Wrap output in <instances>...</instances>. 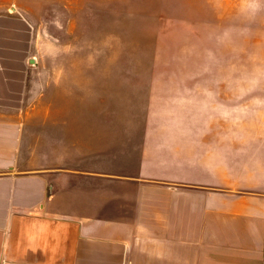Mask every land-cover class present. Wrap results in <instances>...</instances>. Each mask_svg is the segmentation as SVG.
<instances>
[{"label": "crops", "instance_id": "0c3cea01", "mask_svg": "<svg viewBox=\"0 0 264 264\" xmlns=\"http://www.w3.org/2000/svg\"><path fill=\"white\" fill-rule=\"evenodd\" d=\"M188 34L147 68L0 71V108L33 101L0 114V264H264V85Z\"/></svg>", "mask_w": 264, "mask_h": 264}, {"label": "rangeland", "instance_id": "374dc122", "mask_svg": "<svg viewBox=\"0 0 264 264\" xmlns=\"http://www.w3.org/2000/svg\"><path fill=\"white\" fill-rule=\"evenodd\" d=\"M187 31L194 52L210 37L228 84L264 85V0H0V71L41 84L43 68H147L157 35ZM32 102L0 114H32Z\"/></svg>", "mask_w": 264, "mask_h": 264}]
</instances>
